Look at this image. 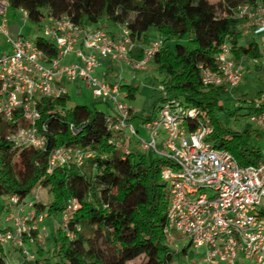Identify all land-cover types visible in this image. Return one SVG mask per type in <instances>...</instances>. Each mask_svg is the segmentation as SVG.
<instances>
[{"label": "trees", "instance_id": "obj_1", "mask_svg": "<svg viewBox=\"0 0 264 264\" xmlns=\"http://www.w3.org/2000/svg\"><path fill=\"white\" fill-rule=\"evenodd\" d=\"M256 1L264 4V0H7L13 12L25 10L28 22L39 31L49 16L63 15L80 26H96L101 21L125 25L135 42L145 41L148 30L154 28L163 40L151 61L164 76L161 84L166 97L161 103L179 100L198 109L200 119L213 128L209 138L213 147L229 152L244 167L259 162L260 148L252 145L251 130L238 133L220 125L216 112L223 110L222 97L229 99L228 93L223 87L204 86L200 66L214 68L227 41L233 43L236 60L262 56L259 44L242 42L233 14L237 5ZM35 44L49 58L57 56L55 47L42 36ZM121 90L133 99L138 88L126 84ZM263 94L257 93L256 98ZM255 99L248 101V114L264 110V105L260 110L254 107ZM68 100V96L44 100L39 107L50 141L47 150V144L40 151L16 147L7 138L15 126L0 120V199L16 196L20 203L32 201L35 213L46 212L50 218L62 216L72 200L78 205L67 230L59 222L51 233V252L37 244L33 260L21 252V259L15 260L1 251L0 264H139L137 260L174 264V255L186 254V250L174 252L164 236L169 192L160 172L165 162L150 160L127 144L117 149L110 142L120 135L107 129V115L94 105L70 108ZM160 105L148 119L155 117ZM61 147L82 151L84 162L82 166L71 162L48 173L50 155ZM39 187L52 194L48 204L34 199ZM68 232L74 238H68ZM24 242L28 247L27 237Z\"/></svg>", "mask_w": 264, "mask_h": 264}, {"label": "built area", "instance_id": "obj_2", "mask_svg": "<svg viewBox=\"0 0 264 264\" xmlns=\"http://www.w3.org/2000/svg\"><path fill=\"white\" fill-rule=\"evenodd\" d=\"M8 8L7 0L0 1V36L7 45L0 53V120L15 126L7 134L8 140L18 148L44 150L48 138L39 108L42 101L68 96V85L83 81L93 97L111 104L106 126L120 137L110 143L122 148L128 132L136 137L139 149L151 151L165 162L160 177L169 192L164 236L170 248L177 252L182 237L203 252L207 264H264V145L256 165L241 166L229 152L213 147L209 141L213 128L200 119V111L179 100H166L153 119L143 118L144 136L131 124L133 112L125 103L127 94L121 90V85L128 84L122 78L124 67L133 72L145 70L163 40L158 38L142 50L140 59L134 60L131 54L135 41L127 26H118L117 32L110 34L99 26L77 25L67 15L49 16L40 29L42 37L57 50V56L49 58L35 40L9 31ZM19 12L28 21V13ZM233 14L241 39L253 35L264 44L262 2L239 4ZM232 44L227 41L221 46L214 68L200 66L204 86L223 87L230 93L241 83L243 65L234 58ZM250 61L264 70V51L260 58ZM103 63L108 66L101 70ZM114 66L117 72L111 82L107 78ZM158 90L165 98L164 85L160 84ZM253 103L260 110L264 94ZM249 122L264 130V110L249 114ZM84 157L78 149L57 148L50 155L48 173L71 162L82 166ZM6 200L7 226L0 231V253L9 245L33 260L24 238L33 240V232H39V225L49 216L35 213L32 201L20 203L16 196ZM26 208L30 210L27 213ZM77 209L75 200L68 203L60 222L64 230ZM74 236L67 233L68 238Z\"/></svg>", "mask_w": 264, "mask_h": 264}, {"label": "rangeland", "instance_id": "obj_3", "mask_svg": "<svg viewBox=\"0 0 264 264\" xmlns=\"http://www.w3.org/2000/svg\"><path fill=\"white\" fill-rule=\"evenodd\" d=\"M215 2L216 0H212ZM17 16L21 17V13L17 11ZM22 18V17H21ZM104 31L107 33H111L113 31L114 26L110 24H106L105 21H101L100 25ZM39 36H42L41 31L37 32ZM25 35V32L23 33ZM158 39V34L154 28L148 30L146 34L145 41H141L142 45L148 47L150 44L155 42ZM242 40V39H241ZM256 42L259 44L262 51H264V44L261 42L260 37H256L253 35H248L244 38L243 43ZM117 67L114 66L113 73H111L107 80L114 81L113 75L116 74ZM134 76V79H133ZM122 78L124 80L130 81L132 87H137V93L133 99H125V103L132 110L133 116L131 124L134 129L140 130L142 133V118L148 116L153 112V109L156 105H160L161 100L164 98V94L158 90V86L161 84L164 76L159 74L156 70V67L152 62L146 66L145 70L133 72L128 67H124V71L122 74ZM250 78L245 77L243 83L236 89L234 92V97L230 95V99H227L226 96L222 97V103L224 104L222 111L216 112V118L219 121L220 125L228 130L235 131L238 133H244L247 130L252 131L251 135V143L252 145L261 148L264 143V130L260 129L262 136L260 140H256L255 129L256 126L249 122V114L247 107L249 106L248 101H251L256 98V95L252 94L250 97H247L246 100L243 96L245 94L253 91L251 86ZM261 88V86H259ZM68 107H73L76 104H82L88 107H92L93 105L101 112H104L106 115L111 113V104L109 102H105L99 98H95L92 96L91 91L87 88L86 84L83 81H77L76 83L68 85ZM142 136L144 134L142 133ZM125 143H129L132 148H136L139 150V153L144 154L150 160L158 158L151 151H144L139 149L137 145L136 137L132 136L128 132L125 133ZM256 140V141H255ZM34 196L38 197V201L44 204H48L52 200V194L49 193L48 190H40L37 193H34ZM261 208L264 209V199L261 203ZM4 203L0 200V231L3 230L7 223H5V218L7 216V212L3 209ZM264 217V216H263ZM50 218V217H49ZM48 218V219H49ZM59 222L62 220L61 215H57L55 217ZM49 221V220H48ZM47 222V221H46ZM45 222V224H46ZM44 224V225H45ZM42 225V224H41ZM41 225H39V232H37V236L30 241V238H27L32 245V253H35L37 249V244L44 248L45 252H51L52 245L51 240L49 239L52 229L48 230L47 226H45V230L41 229ZM55 224V228H56ZM179 243L177 244V253L181 252L183 249L186 250V254L174 255L173 263L174 264H207L203 261V252L201 250H196L190 244L188 239H184L179 237ZM5 252L8 257L11 259H16L20 256V251L11 248L9 245H5ZM142 260H137V263H141ZM212 264H220V263H212Z\"/></svg>", "mask_w": 264, "mask_h": 264}, {"label": "crops", "instance_id": "obj_4", "mask_svg": "<svg viewBox=\"0 0 264 264\" xmlns=\"http://www.w3.org/2000/svg\"><path fill=\"white\" fill-rule=\"evenodd\" d=\"M0 1H4V0H0ZM16 13L17 12H13L9 8L6 10V19H7V22H8L7 24H8L9 31L12 34H14V35L20 34V35H22V36H24V37H26V38H28L30 40H35L39 36L37 34V32H39L37 27L31 25L28 21L25 22L23 20V18H21L22 15H21V17H19V16H17ZM98 25H100V24H98ZM98 25H96V26H98ZM99 27H101V26H99ZM117 29H118V27L114 26L113 31L110 34H115L117 32ZM24 32H25V35H23ZM243 40H244V38L242 39V42H243ZM261 42H262V40H261ZM144 48H145V46L142 45V42H135V45H134V48H133L132 54H131L132 58L134 60L135 59H139V56L141 55V52H142V50ZM6 49H7V45L5 43V40H4V38L2 36H0V53L5 51ZM261 52H263V51L261 50ZM240 60L242 61V65H243L242 81L231 92H234L236 89L239 88V86L243 83L245 77L250 78V82L252 84L251 86L253 88V91H251L250 93L245 94L243 96L245 99L247 97H250L252 94L256 95L259 92H264V70L262 68H260V66H254L252 64V62L250 60L246 59V58H241ZM107 66L108 65L106 63H103V66H102L101 70H104L105 68H107ZM130 83L131 82L128 81V85L132 86ZM124 85H126V84H124ZM259 86H261V88ZM231 92H230V95H232L234 97V93H231ZM230 95H229V99L231 98ZM246 100H248V99H246ZM256 128L257 129H255L254 131L260 133V136L258 138H256V140H260V137L262 136V133L260 132V128H258V127H256ZM127 144H128L129 147H131L128 142H127ZM263 145H264V143H263ZM0 200L4 203L3 208H5V205L7 203L6 198H1ZM29 211H30L29 209H27V208L25 209L26 213L29 212ZM46 221H45L46 224L44 222L40 226L41 229L45 230V226H47L48 230L52 229V232H53L54 229H55V224H56V226L58 224L57 219L56 218H49ZM28 248H29L30 251H32V245L29 244V243H28ZM15 260H19V257H17Z\"/></svg>", "mask_w": 264, "mask_h": 264}, {"label": "water", "instance_id": "obj_5", "mask_svg": "<svg viewBox=\"0 0 264 264\" xmlns=\"http://www.w3.org/2000/svg\"><path fill=\"white\" fill-rule=\"evenodd\" d=\"M49 144H50V141L48 140L46 150L48 149Z\"/></svg>", "mask_w": 264, "mask_h": 264}]
</instances>
